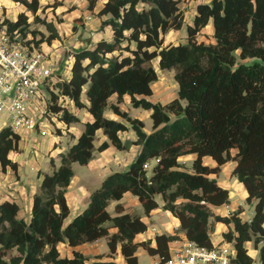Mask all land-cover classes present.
Here are the masks:
<instances>
[{
    "label": "trees",
    "instance_id": "obj_1",
    "mask_svg": "<svg viewBox=\"0 0 264 264\" xmlns=\"http://www.w3.org/2000/svg\"><path fill=\"white\" fill-rule=\"evenodd\" d=\"M11 1L40 22V0ZM87 1L91 11L101 3L97 16L109 17L102 27L111 28L112 40L100 39L74 51L70 75L57 81L58 94L50 93L54 104L49 111L66 125L78 123L74 112L58 105L60 97H67L78 110L86 108L93 120L61 154L53 173L43 174L29 222L18 217V204L0 203V264H88L78 251L71 258L61 257L58 245L75 248L102 238L107 240L111 259L90 264H119L113 258L119 247L126 264H139L140 248L151 256L168 257L175 235L159 233L137 241L147 231V223L139 215L123 214L120 205L117 216L107 211L111 201H120L126 193L138 199L147 216L159 208L161 197L163 210L178 220V233L200 246L213 247L215 223L229 226L223 238L236 250L232 264L255 263L247 242L254 243L259 264H264V0L198 4L186 44H165V35L184 24L181 0ZM211 22L215 43L198 42L196 37ZM44 24L51 34L37 42L25 41L30 28L26 12L18 13L14 21L3 19L1 26L22 43L40 47L60 37L55 25ZM157 59L160 70L175 71L178 85L177 97L164 105L148 100L159 78L152 63ZM113 96L118 103L128 96L134 108L151 111L153 132L148 134L142 121L117 105L110 109L127 125L108 119L105 112ZM130 128L137 141L124 142L120 134ZM99 130L117 149L141 145V152L127 170L108 176L91 195L87 209L65 226L70 214L66 190L73 177L71 164L87 165L93 159ZM20 141L21 136L10 128L0 129L3 172L8 167L17 172L18 164L9 154L20 150ZM108 147L104 142L98 150ZM187 155H195L191 170L179 161ZM205 157L216 165H206ZM153 160L158 162L149 174L144 165ZM228 162H235L232 175L247 191V204L254 207L249 221L242 219V210L230 216L212 212L230 203L229 191L215 178Z\"/></svg>",
    "mask_w": 264,
    "mask_h": 264
},
{
    "label": "rangeland",
    "instance_id": "obj_2",
    "mask_svg": "<svg viewBox=\"0 0 264 264\" xmlns=\"http://www.w3.org/2000/svg\"><path fill=\"white\" fill-rule=\"evenodd\" d=\"M211 1L212 0H181L180 8L184 12V24L180 30H171L165 35V44H186L188 42L187 28L193 23V19L196 14V6L201 3L210 4ZM13 3L14 2L10 0H0V17L13 21L17 17L19 11L26 12L29 17L30 28L28 29V34L25 38V41L32 40L37 42L41 39H46L51 34L48 27L44 24V21L47 23H52L58 30L60 35L58 39L52 41L50 44L47 41H44L40 45V48L49 55L51 60L54 62V66L56 67L53 77L49 81L48 90L50 91L51 85L56 89L57 81L59 79L66 78L67 75L68 70L62 67L66 66L67 63L72 61V58L67 59V57L72 55L77 49L85 46L84 42L90 44L95 38L90 35V33L94 31V25H87L85 23L84 17L91 13L95 19L94 24L96 25L98 16L93 11L89 10L87 0H40V4L42 5L41 10L39 11L40 22H37L35 21L34 16L30 12L26 11L24 6L14 5ZM97 27L100 28V31H104L103 35H105V27H102V23L101 27ZM196 39L198 42H203L205 44L215 43L212 22L209 23L205 29H203ZM246 62H250V60H246ZM152 63L154 67L157 66L156 60H154ZM158 76V81L153 84L154 93L161 101H169L175 96L176 82L171 74L164 73V75L158 74ZM122 102L123 100L120 103ZM68 111L75 112L77 111V108L71 105L69 106ZM140 111L143 110L140 109L133 111V115L137 116L138 113H140L139 116L141 117L142 112ZM80 114L82 115V111ZM7 120L8 118L6 115L0 114V129L5 126V122ZM47 121L48 123L45 122L46 135L39 136L34 132L23 135V139L21 141V152L18 154L16 153L13 156L19 163V182L27 190L39 186L43 174H52L55 166L60 165V154L66 153L71 145L75 142L71 132H67L65 123L61 122L59 117H55L54 119L50 118ZM144 125L146 126V129L152 130L151 119H147ZM73 127L74 125L71 124L70 128ZM55 144L56 148H53ZM114 152L115 155L111 161L99 160L98 158L100 155L98 152H96V159L93 158V160L87 165H81L79 163L71 164L73 177L69 187L66 190V194L69 195L71 204L74 200L75 204L78 206L79 203L81 204L86 199H90L91 193L101 187L105 178L107 179L110 174L121 172L128 168L129 164H125L123 162V159L126 158V156H124L122 150H119L115 147ZM155 165V160L149 163V168L147 169L149 174L152 172V168ZM12 175L15 178L17 177L15 172H12ZM75 204L71 205V213L64 221L65 226L73 218L74 212H77L79 209L75 206ZM139 207L141 216L147 218L142 207ZM246 212V215L251 216V214L254 212L253 205L249 204L246 207ZM163 216L164 214H161V212L158 211L148 218L147 220L149 228L154 226L162 234L176 236L178 231L174 230L173 232L172 225L169 224L166 228H164V225H161L163 222H161L160 219ZM18 217L25 218L27 219L26 221H28V218L24 212L19 214ZM169 226L171 229H168ZM149 234L153 237L152 233ZM147 235L148 233L140 237L139 241H148L149 238ZM141 250V252L145 251L148 253L143 248ZM256 260L257 261L255 264H259V259L257 258ZM141 264H152L151 256L141 255Z\"/></svg>",
    "mask_w": 264,
    "mask_h": 264
},
{
    "label": "crops",
    "instance_id": "obj_3",
    "mask_svg": "<svg viewBox=\"0 0 264 264\" xmlns=\"http://www.w3.org/2000/svg\"><path fill=\"white\" fill-rule=\"evenodd\" d=\"M13 4L14 5H19V4H16V3H13ZM100 4L101 3H99L98 6L93 11L95 14L98 13V11L100 9ZM18 13H20V11ZM0 18H2V17H0ZM97 18H98L97 21H96L97 24L95 25L94 24L95 23V21H94L95 19L93 18L91 13L84 17L85 23L87 25H89V26H93L94 25V31H92L90 33V35L95 37V38L90 44H87L86 42H84L85 46H83L82 48H89L92 45H94L97 41H99L100 39H105L107 41H111L112 40V31H111L110 27H105V32H106L105 35H103L104 31H100V28L97 27V26L101 27L102 21L107 20L109 17L105 16V17H102V18H99V17H97ZM70 57H71V55L68 56L67 59H70ZM156 62H157V66L155 68H156V70H157L159 75L160 74L164 75V73H168V74H171L173 76V78H174V75H175V71L174 70H168V71L164 70V71H162V70H160L158 68V59L156 60ZM71 64H72V61L70 63H67L66 66L62 67L64 69L68 70L66 77H68L70 75ZM175 85H176L175 96L172 99H170L169 101H171V100H173L174 98L177 97L178 85H177V83H175ZM152 88H153V95L151 97H149L148 100H150V101H152L154 103L159 102V103H161L163 105L169 102V101H161L160 99H158L156 97V94L154 93V85L152 86ZM83 101H84L85 105L88 106V101L86 100V98H84ZM112 105H117L122 112L128 113V115L131 118L138 119V120L142 121L144 124L146 123L147 119H151V111L144 110L142 108H134L131 105L130 98L128 96H125L123 98V102L122 103H117V98L115 96H113L109 100V108L105 112V116L108 119H115V120L121 121V122H123V123H125L127 125V123L125 121H123V119H121L119 116L114 114V112L110 109V106H112ZM140 109L143 110V111H140V112H142V116L141 117L139 116L140 113H138L137 116L136 115L134 116L133 115V111L140 110ZM81 111H82V115L80 114ZM74 114L77 115L78 118L80 119V121L78 123H73L72 124L76 128H74V127L70 128L71 124L70 125H66L65 124V125H66L67 132H71V134H72V136L74 137V140H75L74 143H76L78 137L85 130L86 123L92 122L93 118L89 114V112H88V110L86 108L81 109V110L77 109V111H75ZM151 121H152V119H151ZM144 130L148 134L153 132V122H152V130L146 129V126L144 127ZM131 132H133V133H131ZM19 135L21 136V141H22V139H23L22 136L23 135H27V134L23 133V134H19ZM120 137H121V139L124 142L125 141H131V142L137 141L136 133L131 128L129 130H127L126 132L121 133ZM21 141H20V144H19L20 150L18 152H11L9 154V158L12 161H14V162H16L18 164V170H19V163L16 161L15 157H13V156L16 153L18 154L19 152H21ZM104 142H107L109 144V147L106 150L100 152L98 149ZM53 148H56V144L54 145ZM95 149L96 150L94 152V157H93L95 159H96V156H95L96 152H98V154L100 155V157L98 158L99 160L111 161L113 156L115 155V152H114L115 147L111 144L109 138L107 137V135L104 134L103 130H99L96 133ZM141 149H142L141 145H132L128 150H122L124 156H126V158L123 159V162L125 164H129V166H130L137 159L138 155L141 152ZM194 160H195V155H187V156L181 157L179 161L186 169L191 170V167H192V164H193ZM204 163L206 165H208V166H211V167L216 165V162L210 157H205L204 158ZM54 166H55V164H54ZM129 166H128V168H129ZM57 167L58 166H55V168H57ZM234 167H235V162H228L224 166H222L221 172L217 176H215V178L217 179L218 183L221 184L224 188H226L229 191L230 203L227 204V205H224V206L214 207L212 209V212L215 213V214H219L221 216H229V215H232L233 213H235L237 210H242V214H241L242 219L249 221L253 217L254 212L251 214V216L246 215L247 214L246 207L249 205L246 202V198H247L248 194H247V191L245 190L243 184L240 183L232 175ZM55 168H54V170H55ZM1 169L2 168H1V165H0V203L5 202V201H9V202H14V203L18 204L19 207H20L19 214L24 212L25 215L28 218L27 222H29V220L31 218V212H32V207H33L34 196H35L36 193L39 192L41 182H40L39 186H36L35 188L27 190L19 182L20 181V176L18 174V170H17V172H15V174L17 175V177L15 178L12 175L13 171L9 167L7 168V170L5 172H3ZM104 180H103V182H104ZM93 193H91V195ZM66 198H67L68 206H69L70 213H71V205L75 204V201L73 200V202L71 204V201H70V198H69L68 194H66ZM90 201H91V196H90V199L88 198L83 203H81V204L79 203L78 206L75 204V206L78 207L79 209H78L77 212L76 211L74 212L73 218L68 222V224L70 222H72V220L76 216L82 214L87 209V207L90 204ZM157 201L159 203V208L154 210V211H152L150 216H147L145 214L143 206L138 201V199L135 196H133L132 194L126 193L124 195V197L120 201H111L109 203L108 207H107V211L110 213L111 216H113V217L117 216L118 213H117L116 207L118 205H120L122 207L121 211H122L123 214L124 213H128V214H131V215H139L147 223V225H148V220L147 219L150 218L153 214H155V213H157L159 211V212H161V214H164V216L160 219V221L163 222L161 225H164V228H166L170 224L173 227V229H172L173 232H174V230H178V228H179L178 220L175 217H173L169 212L163 210L164 202H163L161 197H158ZM139 206L142 207L143 212H144V214H145V216L147 218H144L143 216H141L140 207ZM131 209L135 210V211H132ZM22 219H25V218H22ZM25 220H27V219H25ZM229 228H230L229 226H227V225H225L223 223H215V225H214V229L215 230L211 234L212 243L215 244V245L225 243L224 242V238H223V234L226 233L229 230ZM168 229H171V227L169 226ZM111 231L115 232V230H111ZM179 234L182 235V233H179ZM142 236H144V234L138 235L136 240L138 241L139 238L142 237ZM214 236H215V238H214ZM246 247L249 250V254L254 258L255 263H256V261H257L256 259L257 258L259 259V251L255 249V246H254L253 242H247L246 243ZM58 249H59L61 257H64V258L65 257L66 258H71L74 251L81 252L87 258V263L88 264L93 263V262H99V261H102V260L111 259L109 257L110 250H109V247H108V244H107V240L105 238H102V239L97 240V241L92 242V243H86V244L77 246L75 248L69 246L67 243H60L58 245ZM141 249L142 248H140L138 250V252H137L139 264H141V255H149L145 251L141 252L142 251ZM113 258L119 264H126L123 256L120 253V247L117 250V253L114 255Z\"/></svg>",
    "mask_w": 264,
    "mask_h": 264
},
{
    "label": "built area",
    "instance_id": "obj_4",
    "mask_svg": "<svg viewBox=\"0 0 264 264\" xmlns=\"http://www.w3.org/2000/svg\"><path fill=\"white\" fill-rule=\"evenodd\" d=\"M2 21L0 18V114L8 118L4 127L17 134L34 132L45 136V122L58 117L49 111V106L54 104L50 93L58 94V90L52 85L48 90L56 67L43 49L12 37L6 26H1ZM58 105L69 109L72 101L60 97ZM144 168L148 169L149 163ZM147 233L151 238L149 233L155 236L160 232L148 226L144 235ZM235 256L236 250L231 243L213 244L210 248L177 234L169 243L168 257L152 255L151 261L152 264H232Z\"/></svg>",
    "mask_w": 264,
    "mask_h": 264
}]
</instances>
